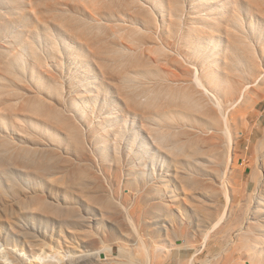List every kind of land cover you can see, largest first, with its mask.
<instances>
[{
	"label": "rangeland",
	"instance_id": "rangeland-1",
	"mask_svg": "<svg viewBox=\"0 0 264 264\" xmlns=\"http://www.w3.org/2000/svg\"><path fill=\"white\" fill-rule=\"evenodd\" d=\"M87 229V264H264V0H0V264Z\"/></svg>",
	"mask_w": 264,
	"mask_h": 264
},
{
	"label": "bare ground",
	"instance_id": "bare-ground-1",
	"mask_svg": "<svg viewBox=\"0 0 264 264\" xmlns=\"http://www.w3.org/2000/svg\"><path fill=\"white\" fill-rule=\"evenodd\" d=\"M198 85L199 86H202L199 82H198ZM203 87V86H202ZM205 88V87H204ZM112 209V208H111ZM113 216H115V215H113ZM108 217V216H107ZM117 217H118V215H117ZM110 218V217H109ZM113 219V218H112ZM114 219H115V217H114ZM122 219V218H121ZM111 220V219H110ZM67 221V220H66ZM113 221H115V220H113ZM85 226V225H84ZM70 227V226H69ZM76 227V226H75ZM74 227V228H75ZM122 233V232H121ZM81 236H83L85 239H87L88 241L85 243V245H84V247H82L83 249H82V251H80V253H77V254H79L78 255V257H80V258H84V259H82V261H80V258H79V262H77L78 261V259H76V261H74V263L75 264H87V263H90L92 260H97V257H98V259H99V254L97 255V253H96V255H95V253L92 251L93 249V243L95 242V240L93 239V232L90 230V229H87V230H84L82 233H81ZM122 236L123 237H126V235H124L123 233H122ZM116 240V239H115ZM156 243V242H155ZM155 243H154V251L156 252V253H158L159 252V250H160V246H158V244H156L155 245ZM107 247H109V246H107ZM107 247H104V253L106 252V251H113V248L111 249V248H107ZM119 247V246H118ZM118 251H119V256L121 257V256H123V253H124V249H123V247H119L118 248ZM126 253V252H125ZM101 254V253H100ZM103 254V253H102ZM103 256H104V254H103ZM118 256V257H119ZM75 257V256H74ZM73 257V258H74ZM38 258V257H37ZM76 258V257H75ZM39 259V258H38ZM72 260V259H71ZM72 262V261H71ZM116 263V262H115Z\"/></svg>",
	"mask_w": 264,
	"mask_h": 264
}]
</instances>
